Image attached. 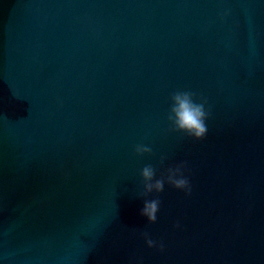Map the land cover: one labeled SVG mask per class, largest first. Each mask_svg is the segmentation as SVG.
I'll list each match as a JSON object with an SVG mask.
<instances>
[{"label": "water", "instance_id": "1", "mask_svg": "<svg viewBox=\"0 0 264 264\" xmlns=\"http://www.w3.org/2000/svg\"><path fill=\"white\" fill-rule=\"evenodd\" d=\"M182 161L190 196L139 195ZM0 264H264V0H0Z\"/></svg>", "mask_w": 264, "mask_h": 264}, {"label": "clouds", "instance_id": "2", "mask_svg": "<svg viewBox=\"0 0 264 264\" xmlns=\"http://www.w3.org/2000/svg\"><path fill=\"white\" fill-rule=\"evenodd\" d=\"M170 107L167 114L169 122L168 131L170 133H180L195 141L203 140L208 132L206 121L210 116V109L206 108L207 99L190 90H177L170 94ZM136 156L152 155L153 149L150 145L143 142L134 146ZM166 156L161 155L159 164L164 165ZM187 171V162L182 161L175 165L168 166L164 172L157 178V169L152 164L145 165L140 172L143 191L139 194L141 197H147L152 193L160 194L165 189V184L172 188L182 191L185 196L192 193V185L189 177L185 174ZM161 200L157 195L153 199H144V206L140 215L145 217L148 223L152 224L157 221V213L160 210ZM175 227L179 228L177 222ZM145 243L149 248H158L164 250L163 242L153 240L150 234L145 231L142 233Z\"/></svg>", "mask_w": 264, "mask_h": 264}]
</instances>
